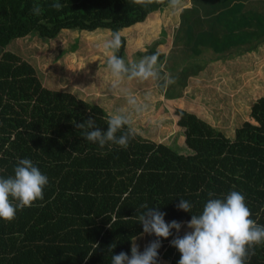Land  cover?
I'll use <instances>...</instances> for the list:
<instances>
[{
  "label": "trees",
  "instance_id": "obj_1",
  "mask_svg": "<svg viewBox=\"0 0 264 264\" xmlns=\"http://www.w3.org/2000/svg\"><path fill=\"white\" fill-rule=\"evenodd\" d=\"M39 2L41 14L36 16L31 13L34 0H0V177L12 176L18 160L28 158L49 179L43 200L18 209L10 222L0 219V264H111L113 253L131 255L135 238L143 252L144 240L146 247L156 237L143 234L138 223L142 204L160 207L166 223L182 224L179 233L173 229L172 236L161 239L159 264L170 242L190 231L185 222L202 211L209 192L221 199L233 190L241 192L251 218L264 225V95L253 101L249 119L233 134L176 107L185 152L137 131L126 149H101L83 138L73 121L92 118L106 131V110L71 91L46 87L37 68L8 47L37 30L43 39L76 27L111 28L114 33L144 22L166 4L59 0L63 8L57 11L51 7L54 0ZM179 22L175 38L185 42L186 50L195 44L187 43L188 35L210 26L211 38L199 39L196 55L205 48L228 57L264 44V0H193L181 10ZM121 37L116 54L123 57L126 38ZM153 53L159 62L165 60V73L171 55L157 49L147 55ZM179 198L193 204L192 214L177 209ZM112 216L115 221L108 227ZM174 255L172 263L165 253L168 264H178L181 254L176 249ZM246 264H264V244L255 247Z\"/></svg>",
  "mask_w": 264,
  "mask_h": 264
},
{
  "label": "rangeland",
  "instance_id": "obj_2",
  "mask_svg": "<svg viewBox=\"0 0 264 264\" xmlns=\"http://www.w3.org/2000/svg\"><path fill=\"white\" fill-rule=\"evenodd\" d=\"M146 21L155 24V27L140 29L133 25L119 30L126 38V48L122 54L126 62L138 61L143 53H147L145 52L147 49L155 47V38L161 35L164 26L167 28V37L170 38L173 28L180 21V14L179 12L173 14L166 7L150 14ZM112 34L111 28L96 27L84 30L76 27L63 29L56 38L43 39L37 30L27 36L16 38L8 48L19 53L37 68L46 87L71 91L92 103L104 104L108 101L111 103L109 111L113 114L125 107V101L118 93L114 94L110 91L111 77L103 70L107 57L102 48H97V45L110 38ZM215 55L211 52L209 55L202 53V55L185 56L180 50H174L165 70V73L175 81L169 85V89L163 91L162 80L131 84L133 91L141 100L146 94H151L150 107L145 111L148 112L147 116H150L151 121L146 136L167 142L180 151L187 149L181 132H175L170 110L159 118L155 119V116L162 106L167 110L164 103H159L160 95L165 93V97L180 98L184 87L188 88L190 85L191 91L180 104L200 116L203 115L202 117L212 119V123L217 124L215 126L218 128L233 134L236 126L249 119L253 101L264 95V46L256 54H244L243 62L238 65L235 72L222 73L221 67H217L214 72L201 73V76L194 79L186 78L198 76L208 64L204 60H212L211 57ZM221 58L225 57L221 56ZM181 67L186 69L180 72ZM165 73H161L162 76ZM232 74L237 77L234 75L231 77ZM146 86L149 89H143ZM175 103H179V100L176 99ZM104 109L109 114L108 109ZM162 111L164 112L163 109ZM171 133H174V136L167 137V134ZM143 236L145 238V235ZM146 243L144 240V248ZM139 250L142 252L141 247ZM174 254L173 247L170 246L166 257L172 263ZM163 258L165 259V254Z\"/></svg>",
  "mask_w": 264,
  "mask_h": 264
},
{
  "label": "clouds",
  "instance_id": "obj_3",
  "mask_svg": "<svg viewBox=\"0 0 264 264\" xmlns=\"http://www.w3.org/2000/svg\"><path fill=\"white\" fill-rule=\"evenodd\" d=\"M135 5L148 6L153 3H165L173 14L183 7V0H131ZM51 7L62 10L63 4L54 0ZM31 13L39 16L41 4L34 0ZM122 45L119 31L104 40L97 48H102L106 55L104 71L110 75L109 89L119 94L125 101V107L110 114L107 130L96 126L95 120L87 119L83 123L73 121L81 130L87 141L97 144L101 149L113 145L126 149L130 139L136 135L134 116L141 115L150 107L151 94L141 100L133 91L131 84L162 80V87L167 88L174 83L169 74L161 75L163 64L159 62V54L144 55L138 61L126 62L117 55ZM49 184L48 177L34 165L31 159H19L14 174L7 178L0 177V219L12 221L17 210L31 207L37 200H43L44 189ZM209 199L199 214H192L193 204L183 198L176 205L178 210L192 214L191 220L185 222L190 231L183 236L177 235L171 246L181 254L178 264H246L247 259L255 255V247L264 244V225L253 220L252 212L246 204L245 196L239 191H231L224 198H213L215 193H208ZM15 201V203H13ZM144 211L136 217L143 227V234L154 235L143 252L139 250L136 238L132 241L131 255L126 252L112 254L111 264H157L161 239L172 236L182 228L181 222L173 220L165 222L166 213L160 207L140 206ZM115 216L111 217V227ZM113 244L108 247L113 252Z\"/></svg>",
  "mask_w": 264,
  "mask_h": 264
},
{
  "label": "crops",
  "instance_id": "obj_4",
  "mask_svg": "<svg viewBox=\"0 0 264 264\" xmlns=\"http://www.w3.org/2000/svg\"><path fill=\"white\" fill-rule=\"evenodd\" d=\"M192 1L193 0H183L182 9L185 8V7H190L192 5ZM165 8H166V6L164 7V9ZM180 11H179V14H180ZM148 20L150 21V19H148ZM147 22L148 21L145 20L144 22L137 23L135 26L139 27L140 29L143 28V27H146V29L155 27V24L150 23V22L147 23ZM179 26H180V22L178 21V23L173 28V31L171 33V37L170 38L167 37L168 36V33L166 32L167 28L164 26L162 28V30H161V35H158L159 37L155 38V40H156L155 47L147 49L145 52L148 53V51L151 50V49H157L160 52L164 53V55L166 57L168 55L170 56L174 50H180L181 52L184 53L185 56H189V55L194 54V51H195L194 46L199 44V39H202V38H208L209 39V38H211L210 26L208 24H206L204 27H199L196 30V32L191 35L192 37L190 36V34L188 35L190 38H188L187 43L189 42V45H190L191 42H194L195 44L192 47H187V51H185L186 46L184 47V43L181 42V39H178V38L176 39L175 38L176 31L178 30ZM172 36H174V38H172ZM262 46H264V44ZM203 47H205V44L203 45ZM261 47L259 48V50L257 49L256 51L254 50V51H251V52H247L245 54H249V55H252L254 53L256 54V52H260ZM211 52H213V51L212 50H206L205 48H203V50L200 52V55H202V53H204L205 55H209V54H211ZM147 53H145V54L143 53V56L147 55ZM234 54L235 55H233V56H228V57H225V58H221V56H219L220 54L217 53L214 57H211L212 60H204V61L208 62V64L205 65V67L201 70L200 74L198 76L196 75V76L188 77V79H191V78L194 79L196 77H199V76L202 75L201 73H204V72H208V71H213L214 72V69H216L217 67H221L220 68V72H222V73L223 72H225V73L235 72L234 70L238 69V65L243 62L244 53H236L235 52ZM164 61L165 60H161L160 63H162L164 65ZM234 66H235V68H234ZM242 66L243 65H240V67H242ZM208 75H210V74H208ZM233 75L235 77H237V75H235V74H232L231 77H233ZM143 89H149V87L146 86V88H143ZM191 89H192L191 85L188 88L184 87L183 94H182V96L180 98H168V97H165V93L160 95L161 97H160V102L159 103H164L166 105V109L167 110L164 109L165 106H162L161 109H159L157 111V115L155 114L156 115L155 119H156V118H159L160 116H162L164 113H167V111L170 110V112L172 113L173 119H174V123L173 124L175 125V129H176L175 132L176 133L177 132H181L182 135H183L182 130L176 123L177 118H176V116L174 114V109L176 107L185 108V107H183L182 104H180V102L183 101V99L186 97V94H188V92H190ZM163 91H164V89H163ZM98 93H100V91H98ZM176 99L179 100V103H175ZM97 104L101 105L104 108H107L108 111H109V107L111 106V103L108 102V101L104 102V104H100V103H97ZM250 108H251V106H250ZM162 109L164 110V112L162 111ZM187 110H191V109L188 108ZM159 111H160V113H159ZM109 114H111L110 111H109ZM196 114L198 116H200V114H198V113H196ZM147 115H148V112H146V113L144 112L141 115L134 116L136 131L138 133H140L142 136H144L146 138H149V139H152L155 142H162V141H157V140L151 138L150 136H146V131L149 130L150 124H151L150 123L151 121L149 120L150 116H147ZM202 116H200V117H202ZM202 118L207 120L208 122H210L214 126L217 125L215 123H212V119H209L206 116H204ZM223 120H224V118H223ZM173 134L174 133H171L169 135L167 134V137L170 136L169 138H172L174 136ZM171 146H173V145H171ZM181 151H187V149H184V150H181ZM170 244H171V242H170ZM170 244L164 250V252L162 253V255L160 257L159 264H168L166 259L163 258V256L166 253V251L168 250V248L170 247ZM175 251H176V249L173 247V252L175 253Z\"/></svg>",
  "mask_w": 264,
  "mask_h": 264
}]
</instances>
